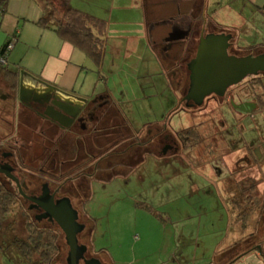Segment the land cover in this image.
Here are the masks:
<instances>
[{"label":"rangeland","instance_id":"rangeland-1","mask_svg":"<svg viewBox=\"0 0 264 264\" xmlns=\"http://www.w3.org/2000/svg\"><path fill=\"white\" fill-rule=\"evenodd\" d=\"M170 11L164 9V13ZM101 15L109 16L105 12ZM188 25L181 24L183 29ZM117 26L130 27L125 23ZM218 30L215 28L213 32ZM167 31L156 35L158 43ZM161 47L158 44L160 53ZM260 51L264 49H256L252 54ZM188 53L178 44L168 52L170 85L154 55L141 57L137 52L129 58L123 54L106 56L99 68L103 75L99 88L110 89L113 100L119 103L121 122L128 123L126 133L145 130V125L151 126L178 106L179 97L189 83L187 62L194 52ZM238 53L248 54L246 50ZM173 71H177L176 76ZM261 76L247 77L232 87L230 93H245L247 98L261 93L260 87L248 89L256 79L264 82V74ZM238 103L235 99L233 105L218 109L211 103L208 112L199 116L197 112L189 116L182 112L172 124L175 130L183 129L180 134L186 148L166 157L148 154L143 160L138 154L131 167L106 169L104 178L92 183L91 195L82 207L86 216L82 218L92 228V247L103 263L223 264L249 245L253 222L246 228L235 223L230 199L240 192L236 185L251 184L256 189L248 187L244 196L251 195L253 200L257 195L264 198V110L243 113L236 111ZM221 120L227 122L225 129L219 126ZM109 140L110 137H105L104 144H109ZM253 142L261 148V158L254 155L250 145ZM124 169L128 170L124 173ZM19 204L15 198L0 225V245L4 248L1 258L7 264H11L9 260L15 264H43L37 261V254L24 258L13 245L14 240H26L28 234L36 231L34 217L26 220L24 208ZM44 225L42 222L37 228ZM47 235L54 243L60 242L64 253L67 252L65 235L58 226L52 227ZM231 264H264V256L255 248Z\"/></svg>","mask_w":264,"mask_h":264},{"label":"flooded vegetation","instance_id":"flooded-vegetation-1","mask_svg":"<svg viewBox=\"0 0 264 264\" xmlns=\"http://www.w3.org/2000/svg\"><path fill=\"white\" fill-rule=\"evenodd\" d=\"M177 25L179 24L173 22L165 25L172 30L168 29L166 33H162V42L158 43L156 37L154 39L156 46L162 45L160 51L165 53H161L165 60L170 58L168 52L172 51L176 44L183 51L189 52L188 54L193 51V57L197 56L201 35L214 31L206 25L200 26L198 21L196 24H189L184 32ZM239 49L240 47L234 44L229 51L231 54L240 55ZM190 60L187 62V69ZM4 66L5 64H1L0 67V185L15 195L20 207L24 208L26 220L28 217H34L37 223H34L35 227L42 222H47L46 225L51 229L54 226L59 227L56 221L40 219L44 209L30 199L40 196L44 185H48L55 200L69 197L79 213V222L85 224L84 231L78 237L79 243L87 246L86 259L96 258L101 261L100 254L92 247V228L83 222L86 215L82 207L91 195L92 183L102 180L106 169L129 168L134 160L138 159V154L143 160L148 154L166 157L186 148V141L180 134L183 129L175 130L172 124L173 119L182 112L188 116L197 112L199 116L208 112L211 103L218 109L221 106L233 105L235 99H238V105L245 102L255 105L253 111L239 108H236V111L253 113L255 110L264 109L259 107L257 95L247 98L245 93H230L234 86L222 97L215 94L206 97L203 104L198 106L193 100H185L189 79L183 95L179 97L178 106L171 113L151 126L145 125V130L134 129L126 133L128 123L123 125L121 122L117 110L119 103L107 95L99 94L82 100L71 94L58 93L49 86H40L38 82L25 83L18 71L7 70ZM172 73L177 75V71ZM263 74L252 77H262ZM181 82L179 81V84ZM252 83L248 89H252ZM219 126L225 129L227 122L221 120ZM192 130L195 131V128ZM226 132H229L228 128ZM105 135L110 137L109 144L106 145V141H103L107 137ZM106 140L108 142V139ZM250 145L254 155L261 158L257 154V151L261 154V148L255 147L254 142ZM156 146L159 147L157 151ZM127 170L124 169L123 172ZM76 199L78 204H75ZM67 247V252L64 253L63 246L56 242L51 254L52 259L46 264H68V244ZM80 264H84V260H81Z\"/></svg>","mask_w":264,"mask_h":264},{"label":"crops","instance_id":"crops-1","mask_svg":"<svg viewBox=\"0 0 264 264\" xmlns=\"http://www.w3.org/2000/svg\"><path fill=\"white\" fill-rule=\"evenodd\" d=\"M73 2H77L74 7L107 21L105 58L120 54L129 58L137 52L141 57L154 55L169 85V64L154 39L169 29L165 25L170 22L179 24L183 32L181 24L197 21L202 27L219 29L218 32L232 31L234 43L241 48L264 44V13L259 10L264 0H71V4ZM165 8L171 11L164 13ZM101 12L109 16L104 17ZM43 13L39 0L9 1L6 12L0 16V49L14 36L17 41L8 52L3 68L18 71L25 83L50 84L58 93L87 99L104 94L113 99L110 89L99 88L103 75L85 52L53 29L36 23ZM123 23L130 27L117 26ZM0 264L7 263L1 258Z\"/></svg>","mask_w":264,"mask_h":264},{"label":"trees","instance_id":"trees-1","mask_svg":"<svg viewBox=\"0 0 264 264\" xmlns=\"http://www.w3.org/2000/svg\"><path fill=\"white\" fill-rule=\"evenodd\" d=\"M9 1L10 0H0V16L4 15L6 12ZM41 3L44 13L36 23L44 28L53 29L61 38L71 42L85 52L96 66L101 68L107 48V21L72 6L71 0H42ZM259 10L264 13V5L259 7ZM9 41L1 48L0 57L6 55ZM260 48L264 49V44L245 48L240 47V50H246L249 54ZM256 87L262 89V92L257 94V96L260 102L259 107L264 108V82L262 79H256L255 82L252 83V89L250 88V90ZM236 186V190L240 192L236 191L237 195H234L230 199L231 212L234 216L235 223H239L242 227L246 228L250 225V222H253L254 230L250 234L251 242L249 245L244 247L243 251L236 252L228 257L223 261V264L233 263L247 252L255 250L259 245L261 246V255L264 256V198L261 199L260 196L257 195L255 200H253L251 195L246 194L244 196L248 187L249 190H254V184L248 187ZM262 197H264V194ZM15 198L13 193L6 191L0 185V225L10 212L11 205L15 202ZM43 223L47 224V222ZM43 227L42 229L35 227V232H37L36 236H34L35 232H31L28 234L26 240H14L13 245L24 258L34 253L39 256L37 261L46 264L52 259L51 249L54 248L55 243L51 237L48 235L45 236L46 233L48 234L50 232L51 228H49V225H44ZM3 254L4 248L0 245V259Z\"/></svg>","mask_w":264,"mask_h":264},{"label":"water","instance_id":"water-1","mask_svg":"<svg viewBox=\"0 0 264 264\" xmlns=\"http://www.w3.org/2000/svg\"><path fill=\"white\" fill-rule=\"evenodd\" d=\"M233 40L234 35L230 32H208L201 35L197 56L188 63L190 84L185 100H193L194 104L200 106L206 97L212 94L222 97L230 87L238 85L247 77L264 73V52L256 55L231 54L229 50L234 44ZM45 86L58 91L50 84L45 83ZM236 108L253 111L255 105L252 102H245ZM257 154L261 156L260 151H257ZM19 188L23 193L20 185ZM30 199L44 209L43 214L39 216L40 219L56 221L63 231L70 250L68 264H80L81 260H84V264H102L99 259L85 258L87 246L81 245L78 237L84 231L85 224L79 222V213L69 197L55 200L48 185H44L43 193ZM256 248L261 252L260 245Z\"/></svg>","mask_w":264,"mask_h":264},{"label":"built area","instance_id":"built-area-1","mask_svg":"<svg viewBox=\"0 0 264 264\" xmlns=\"http://www.w3.org/2000/svg\"><path fill=\"white\" fill-rule=\"evenodd\" d=\"M17 41V37L14 36L13 38L10 39L8 46H7V50H6V55L0 57V63L1 64H7V54L10 51V49L12 48V46L14 45V43ZM1 51V49H0Z\"/></svg>","mask_w":264,"mask_h":264}]
</instances>
